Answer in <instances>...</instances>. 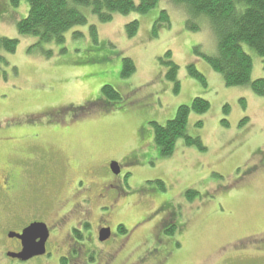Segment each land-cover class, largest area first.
<instances>
[{"label": "rangeland", "instance_id": "rangeland-1", "mask_svg": "<svg viewBox=\"0 0 264 264\" xmlns=\"http://www.w3.org/2000/svg\"><path fill=\"white\" fill-rule=\"evenodd\" d=\"M83 10L88 24L68 31L64 44L34 46L37 39L17 29L29 13L28 2L15 6L0 0V39L19 40L16 53H5L0 67V185L2 175L11 173L10 184L32 212L28 215L51 223L80 178L108 185L117 202H107L114 208L102 211L111 212L104 221L123 225L128 233L116 235L126 239L124 253L148 257L147 264H264V97L249 87L226 86L223 75L195 52H216L208 22L190 31L187 12L171 0L145 14H115L106 24ZM163 12L168 22L161 19ZM135 20L139 32L129 38L126 25ZM91 25L98 28L97 45ZM244 48L252 56V78H264L262 59ZM168 51L179 66V92L160 61ZM124 58L136 67L128 78L121 76ZM189 65L205 76L206 85L189 74ZM105 85L122 88L129 99L110 102L102 94ZM196 97L209 101L210 109L191 112L188 134L200 137L205 150L179 139L175 153L163 157L152 123L165 125ZM109 162L119 165V175ZM92 186L94 209L102 201L96 198L100 187ZM187 190L199 195L190 201ZM34 198L42 208L34 209ZM163 202L169 207L159 211ZM170 212L185 225L176 234L170 225L157 226L162 213ZM77 216L70 212L63 231Z\"/></svg>", "mask_w": 264, "mask_h": 264}, {"label": "trees", "instance_id": "trees-1", "mask_svg": "<svg viewBox=\"0 0 264 264\" xmlns=\"http://www.w3.org/2000/svg\"><path fill=\"white\" fill-rule=\"evenodd\" d=\"M21 0H11L17 6ZM29 4V13L26 18L17 23L19 34L31 36L37 39L34 46L55 43L62 45L65 43V34L75 27L88 24V16L84 8L91 10V13L100 23L106 24L113 20L115 14L128 15L130 13L145 14L156 7L161 0H26ZM177 6L182 7L187 12V28L192 32H198L202 28L201 22L204 19L208 22L211 31L216 38L217 49L214 55H206L195 50L196 54L201 55L217 73L224 77L227 87H249L258 97H264V78H252L253 60L252 56L245 50V46L250 48L262 59L264 70V0H171ZM164 21L168 22V16L162 13ZM140 24L132 21L126 25L127 36L133 38L139 32ZM156 35V33H153ZM90 36L94 44H98V28L96 25L90 26ZM19 45L18 39H0V67L6 63L5 53H16ZM52 52H49V56ZM161 64L167 68L166 79L175 84V92L180 90L178 80L179 66L173 61L172 53L166 52L160 58ZM136 71L132 59H123V70L121 76L128 78ZM189 74L206 85L205 76L196 68L195 65L188 66ZM122 88L117 86L105 85L102 87L103 96L110 102H125V94L120 91ZM133 94V93H132ZM244 106V103H243ZM210 103L206 99L196 97L191 105H181L174 119L166 122L165 125L153 122L155 130V142L160 149L163 157H171L176 150L179 139H185L187 146H197L200 150H205L202 146L200 137H193L188 134V122L191 112L196 114L207 113ZM224 111L229 112V107ZM245 120L241 125H245ZM203 123L198 122L197 126L202 127ZM158 187L165 190L164 182L158 180ZM197 191L187 190L185 196L188 200H193ZM0 210L6 212V207L10 206L13 210L23 206L22 198L16 197L15 192L11 195L0 194ZM161 203L159 211L169 206ZM34 209L42 208L37 199L32 200ZM38 206V207H37ZM164 211V210H163ZM12 212V211H11ZM9 213V211H8ZM163 214V213H162ZM11 215V213L7 214ZM168 226H172L171 221H176V215L172 212L166 213ZM162 220V219H161ZM77 219L73 221V226L77 224ZM165 222H158L161 227ZM176 226L181 230L185 225H180L176 221ZM117 232L125 235L126 228L120 225ZM175 229H173L174 231ZM149 260L148 257L140 259ZM158 263L160 261H157ZM64 264V263H63Z\"/></svg>", "mask_w": 264, "mask_h": 264}, {"label": "flooded vegetation", "instance_id": "flooded-vegetation-1", "mask_svg": "<svg viewBox=\"0 0 264 264\" xmlns=\"http://www.w3.org/2000/svg\"><path fill=\"white\" fill-rule=\"evenodd\" d=\"M110 164L111 162H109V168ZM2 177L3 184L0 185V194L2 193L4 196L7 194L11 195L12 192L16 194L15 187L10 184L13 175L7 172ZM91 178L94 180L98 179L95 175ZM84 183L85 185H83ZM99 184L93 181L89 183L80 178L74 184L73 189L71 188L68 192L70 199L66 208L64 209L62 206L58 214L53 216L52 223L41 216H35L34 214L28 215L32 213L29 210L23 209L21 212V208L17 209L15 206L13 210L10 206H7L6 212L0 210V264H7V262L17 264H147L150 260L140 259L141 256L134 255V252L130 251V253L125 254L127 252L124 253L125 245H123V242L126 239H118V234L116 235L118 233L117 228L108 225V220L104 221V217L110 215L111 212L102 213V211H111L114 208L112 204L114 201L117 202V199L107 193L106 189L108 185ZM78 185L82 186L77 187ZM92 185L95 187L99 185L100 193H98L96 198H100L99 201H102V206L98 208L94 207V209L95 196L89 188ZM85 186L87 188L83 191ZM74 199L77 200V204H71V201ZM107 202L112 204H108ZM70 205L72 206L70 207ZM8 211L11 215H7L9 214ZM26 212L28 213L26 214ZM70 212L79 213V216L75 217L78 220L77 224L73 226L72 222L63 231V228L68 224ZM94 213L97 214L98 221L97 219H93L92 214ZM100 214L102 217H100ZM161 219L165 220L163 226L170 223V220H167V215L165 214L160 216L159 222L162 221ZM35 222L46 224L49 230V237L45 244L46 253L42 256H35L27 261L12 258L10 254H19L23 250V241L16 237H10V234H22L24 229ZM171 222L173 223L170 226L172 229L168 230L171 234H176L179 228L174 223L175 221ZM106 228L111 229V235L109 239L102 242L100 241V232ZM173 229H175V232ZM149 237L150 233L147 232L145 235V243L149 242ZM127 239L132 238L130 236ZM36 241L39 242L40 239ZM127 247L129 246L127 245ZM133 250H137L136 247Z\"/></svg>", "mask_w": 264, "mask_h": 264}, {"label": "water", "instance_id": "water-1", "mask_svg": "<svg viewBox=\"0 0 264 264\" xmlns=\"http://www.w3.org/2000/svg\"><path fill=\"white\" fill-rule=\"evenodd\" d=\"M111 169L114 174L120 173V167L116 162L111 164ZM111 229L106 228L100 232V241L109 239ZM10 237H16L23 241V250L19 254H10L12 258L22 261H27L35 256H42L46 253V241L49 237L47 225L40 222H35L23 230L22 234L11 233ZM40 239L39 242L36 240Z\"/></svg>", "mask_w": 264, "mask_h": 264}]
</instances>
